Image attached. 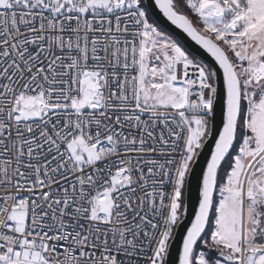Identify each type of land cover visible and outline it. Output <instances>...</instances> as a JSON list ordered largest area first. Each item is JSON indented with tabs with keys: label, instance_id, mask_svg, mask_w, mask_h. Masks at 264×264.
Here are the masks:
<instances>
[{
	"label": "snow or ice",
	"instance_id": "snow-or-ice-1",
	"mask_svg": "<svg viewBox=\"0 0 264 264\" xmlns=\"http://www.w3.org/2000/svg\"><path fill=\"white\" fill-rule=\"evenodd\" d=\"M0 264H264V0H0Z\"/></svg>",
	"mask_w": 264,
	"mask_h": 264
},
{
	"label": "water",
	"instance_id": "water-1",
	"mask_svg": "<svg viewBox=\"0 0 264 264\" xmlns=\"http://www.w3.org/2000/svg\"><path fill=\"white\" fill-rule=\"evenodd\" d=\"M155 11L156 10L154 9V12ZM156 14H157V18L161 20V24L167 31L172 33L174 36L178 37L181 40V42L187 45V47L191 51L197 52L205 60L210 62V58L207 56L206 53H203V51L199 49L197 45H195V42L191 41V39L187 37L186 34H181L179 30L175 29L174 26H171L168 22H166L163 18H161L158 12ZM216 122L217 124H219L220 122L219 107L217 110V121ZM210 148H211V144L205 149L204 155L200 158L197 165L195 166L194 175L189 178V199H188L189 210H188L184 223L177 230V236L173 244V254L171 257L173 261L176 260L177 251L181 246V237L184 234L186 227L190 225V221L193 218L195 208L198 206V190H199V183H200V173H201V169L204 167V161H205L206 156L208 155Z\"/></svg>",
	"mask_w": 264,
	"mask_h": 264
}]
</instances>
